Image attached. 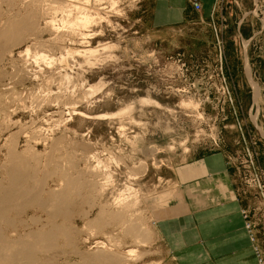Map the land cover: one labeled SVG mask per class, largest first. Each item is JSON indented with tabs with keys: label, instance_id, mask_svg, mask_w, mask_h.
<instances>
[{
	"label": "rangeland",
	"instance_id": "obj_1",
	"mask_svg": "<svg viewBox=\"0 0 264 264\" xmlns=\"http://www.w3.org/2000/svg\"><path fill=\"white\" fill-rule=\"evenodd\" d=\"M98 1L100 5L88 4L87 14L95 17L98 12L104 17L108 13V22L95 18L82 31L93 33L94 38L68 45L96 49L97 61L85 65L81 57L74 59L67 71L71 70L75 88L62 95L60 105L54 101L59 68L43 74L44 65L41 70L32 65L27 75L14 76L22 68L26 45L0 50V84H6L0 88V167L6 161L4 139L11 135V146L35 171L41 196L69 194L71 204H65L69 215L49 219L70 232L84 257L102 254L94 264H175L152 226L162 208L159 204L169 191L179 188L178 169L220 154L232 185L229 196L239 201L248 238L251 235L253 264H264V0H256L252 13L239 23L252 10L253 0H215L208 19H200L187 6L179 27L161 31L153 27L156 0ZM112 1L114 7L109 6ZM44 8L45 20L37 27L43 29L51 19L55 21L49 24L60 27L62 14L50 11L47 2ZM6 10L1 2L0 18ZM48 28L45 25V40ZM104 45L108 47L103 49ZM48 52L42 53L49 56ZM37 72L39 80H33ZM46 75L52 80L47 81ZM87 84L101 89L83 99ZM142 97L159 106L139 104ZM45 98L50 105L38 107L33 102ZM65 102L77 103L74 109L88 116L111 117L101 121L76 115L62 122L70 111ZM36 135L43 138L34 144ZM26 140L30 151H24ZM93 152L112 173V182L101 195L95 190L101 186L103 171L90 178L93 184L80 173L81 156ZM127 185L130 195L123 191L124 197L136 198L138 204L126 213L128 218L124 215L122 227L108 214L120 210L114 201ZM99 208L105 211L101 216ZM47 214L45 209V214L34 215L46 225L50 224ZM131 224L140 231L135 234ZM58 249L48 254L60 262L68 249Z\"/></svg>",
	"mask_w": 264,
	"mask_h": 264
},
{
	"label": "bare ground",
	"instance_id": "obj_2",
	"mask_svg": "<svg viewBox=\"0 0 264 264\" xmlns=\"http://www.w3.org/2000/svg\"><path fill=\"white\" fill-rule=\"evenodd\" d=\"M79 1H81V3H78ZM91 1L95 3L97 2L100 5V2L98 0H3V1L1 0L0 1V3L2 2V4H5L7 9L6 15L4 14L2 16L3 18L2 17L0 18V50L3 52L6 51L9 47L19 46L22 43L23 45H26L23 53L21 54V57L23 59L22 68L21 70L15 71L14 76L17 75L18 73L27 75L29 73L28 70H30V67L32 65L38 67L39 68L38 70H41L40 66L44 65V67H46V71L42 72L43 74L49 73L55 67L59 68L60 70L57 72L58 77L57 79L55 78V81L57 83L56 85H58L57 88L58 95L55 94L54 101L57 106L58 104L59 105L61 104V101H59V99L62 97V95L64 96L66 95V93L67 94L72 93L70 91H72L75 88L74 86L76 83L74 84V78L71 75V70L70 73L67 71L70 68V65L75 62L74 59L76 57H81L85 65H93L94 61H97L94 58L95 53L97 52L96 49L94 48L75 49L73 47L71 48L70 46H68V45H73L74 43L76 44L88 43L87 42L88 39L94 38L95 35L93 33L90 34L88 32L85 33L82 31L87 30L89 27H91L93 25L95 18H97L99 21L108 22L106 16L108 13L104 14V17L101 16L96 11H95L96 12L95 17H92L90 14H87V8H88L87 6ZM46 2L52 5L50 11H58L62 14V16L59 19V22H61V25L59 24L61 28L55 27L54 24L52 23H51L52 25L49 24L50 22L55 21L53 19H51L50 22H44L43 29L37 27L38 22L40 20L42 21L45 20V8L42 10L41 8L43 5H45ZM114 3L115 2L112 1V3L108 5L112 7ZM79 4L81 6H79ZM193 9L195 11L199 10V9L196 10L194 6ZM72 12L75 13L74 19ZM45 25L46 26L48 25L49 27L47 30L48 38L46 40L44 39L45 31H46ZM107 47L108 46L104 45L102 48L105 49ZM45 50L49 51L50 55L51 53H53L56 54V56L51 57L49 55L51 57L50 58L49 56L42 53V52L45 53ZM78 66L81 67L80 64H78ZM38 73L39 72H37L33 76V80L37 78V75H39ZM46 77H47V81L51 79L50 77L48 78L47 75L45 76V79ZM37 80L39 79L37 78ZM251 83H253V86H255L254 82L251 81ZM5 85L6 84H0V88L2 87L4 88ZM100 89H101V85L87 84V86L83 88V91L81 93L82 98L86 99L87 97H91L92 95L98 93ZM68 100H70V97L68 98ZM33 102L38 107L41 106V104L42 106L49 104L48 98H45V100L42 101L34 100ZM138 102L141 105H145L149 107L159 106L155 101L151 100L148 97H142L139 99ZM64 104L69 106L68 108L70 109V111L67 112L68 119L61 120L62 122L70 121L72 120V117L76 115L82 116L86 119H97L101 121L111 117L110 115L107 114L88 116L74 109V106H76L77 103L76 104L74 103L75 104L74 105L72 104V102H65ZM118 115H120V112ZM61 121L60 123H62ZM40 131L38 130L37 132ZM36 136L37 137L33 138L32 140L34 144L38 142L36 140H40L43 138V137H38L39 135ZM11 139H12L11 135L10 136L8 135L4 139L3 148H5L6 150V153L4 154L6 161L0 167V264H94V261L97 258L101 259L102 254L99 253L102 252L101 251L96 252L99 254L98 256L95 254L93 256L84 257L80 253V251H78V248L75 245V240L73 236L70 234V232H68L62 226L57 225L55 224V222L52 221L53 218L55 219L56 216L69 215V210L66 209L67 207H65V204H68L70 202L69 194L67 193V191H62L55 195L53 194L47 195L46 197L45 195L41 196V193L43 191L42 189L36 186V180H34L36 174L33 167L30 164H28L27 162L28 159L25 160L26 158L25 159L21 158L19 156V153H17L14 150L13 148L14 146L13 147L11 146L12 145ZM25 142H26L25 143L26 149L24 151H30L32 149V146L31 145L29 146L30 142L28 140H26ZM54 145L52 144V146ZM0 147H2V145ZM35 156H31V159L35 158ZM81 160L83 163V167L81 168L82 170L80 172L81 176L88 177L90 180V178L93 179L94 177H98V175L96 174L98 170H99L98 172L103 171V173H101L100 175L101 179H99L102 180L100 182L101 186H99V188L95 190L97 194L101 195L108 186V184H111L112 173L108 170V166L106 165V163H103L101 160H99L94 152L81 156ZM111 161L113 162L114 159ZM144 170L145 167H143V171ZM129 177H133V174L132 176ZM129 177L128 179H130ZM80 180L84 182L83 179ZM29 183H33V185L31 186ZM89 183H92V181ZM87 186L89 185L87 184ZM130 189L131 187L127 185L124 187V190L119 191V194L115 198L114 202L118 203L116 204L117 206L120 205V210L118 212L115 210L116 212L114 213L109 212L108 214L109 218L118 220L119 224L123 223V220L125 219L124 215L127 212L131 211L133 208H135L136 204H138L136 198L134 197L133 198L135 199V201L128 200V197L130 195L129 194ZM123 191H126L125 194L128 192L129 194L128 197H124ZM27 194L29 195L26 196ZM129 199L131 200V198ZM62 205L65 209L64 208L61 209ZM45 209H48V214H47L48 219L49 217H52L51 221L50 219L47 220L50 222V224L47 223L46 225L41 223L40 218L34 215L35 213L45 214ZM28 210L32 212L31 215H28L29 212ZM100 210L101 211H99L98 216L103 215L105 212L102 211V209ZM16 217L18 218V220L16 219ZM22 217H25V219H22ZM126 217L128 218L129 216L126 214ZM133 217L131 218L132 221H136L133 219ZM131 219L129 218L130 221ZM130 221L128 222L130 223ZM132 221L131 223H136ZM131 225H133V227L131 226V229L134 230L133 232H135L136 234V232H138V230L140 229L137 228L139 225L137 224L138 225V226L136 225L137 227H135L134 224ZM120 226L123 227V224H120ZM152 226L154 227V225ZM135 228L137 229L135 230ZM133 232H131V234H133ZM59 246H61V251L68 249L67 251L68 255L63 257V259L60 262L58 261V259L54 258L52 254H48L59 251L60 250L58 249ZM74 259H79V262H73ZM106 260L110 262L111 258L108 257V259Z\"/></svg>",
	"mask_w": 264,
	"mask_h": 264
},
{
	"label": "crops",
	"instance_id": "obj_3",
	"mask_svg": "<svg viewBox=\"0 0 264 264\" xmlns=\"http://www.w3.org/2000/svg\"><path fill=\"white\" fill-rule=\"evenodd\" d=\"M193 1L156 0L154 30L179 27L187 6L200 19H208L215 0H195L198 11ZM245 14L238 23L249 16ZM178 173L179 188L162 198V208L153 221L166 254L175 264H253L251 235L248 238L239 201L229 196L232 185L223 157L210 154L186 164Z\"/></svg>",
	"mask_w": 264,
	"mask_h": 264
},
{
	"label": "water",
	"instance_id": "obj_4",
	"mask_svg": "<svg viewBox=\"0 0 264 264\" xmlns=\"http://www.w3.org/2000/svg\"><path fill=\"white\" fill-rule=\"evenodd\" d=\"M255 3H256V0H253V8H252V10L249 11L248 13H246L245 15L252 13L253 9L255 8ZM245 44H246V43H245ZM245 44H244V45H245ZM244 63L246 64V60H245V59H244Z\"/></svg>",
	"mask_w": 264,
	"mask_h": 264
},
{
	"label": "built area",
	"instance_id": "obj_5",
	"mask_svg": "<svg viewBox=\"0 0 264 264\" xmlns=\"http://www.w3.org/2000/svg\"><path fill=\"white\" fill-rule=\"evenodd\" d=\"M192 5L194 6V8L196 9V10H198L199 9V5H198V2L197 1H193L192 2Z\"/></svg>",
	"mask_w": 264,
	"mask_h": 264
}]
</instances>
